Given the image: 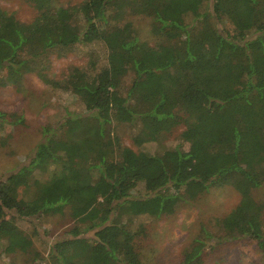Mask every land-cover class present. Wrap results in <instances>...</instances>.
Wrapping results in <instances>:
<instances>
[{
  "label": "trees",
  "instance_id": "16d2710c",
  "mask_svg": "<svg viewBox=\"0 0 264 264\" xmlns=\"http://www.w3.org/2000/svg\"><path fill=\"white\" fill-rule=\"evenodd\" d=\"M27 1L39 11L30 23L0 8V87L36 74L85 110L45 126L30 163L0 180V257L32 251L19 221L68 214L76 226L42 264H144L136 248L143 217L160 219L168 201L229 186L241 201L214 229L203 227L179 264H205L209 250L246 238L264 260V204L252 195L264 180V0H179L190 23L158 18L159 46L131 23L109 29L118 11L146 15L145 0H84L78 35L50 13L55 0ZM93 45L103 47L107 65L98 69L103 56L94 52L91 72L72 67L65 82L50 78L53 56ZM7 116L0 112V125L24 124ZM122 125L137 128L139 151L124 143ZM149 143L163 151L149 152ZM141 185L150 192L142 198L133 194ZM89 233L95 238L82 251L78 238Z\"/></svg>",
  "mask_w": 264,
  "mask_h": 264
},
{
  "label": "rangeland",
  "instance_id": "374dc122",
  "mask_svg": "<svg viewBox=\"0 0 264 264\" xmlns=\"http://www.w3.org/2000/svg\"><path fill=\"white\" fill-rule=\"evenodd\" d=\"M148 12L145 15H132L130 12L118 11L110 19L109 29L123 30L132 24L134 31L142 41L152 46H159V39L153 34V24H159L158 18H173L179 23H190V18L183 19L182 3L179 0H145ZM84 0H55L50 13L58 17L74 34L80 32L76 18L80 5ZM0 8L6 17L13 22L30 23L38 16V10L27 0H0ZM4 20V19H3ZM99 52L103 56L98 62V69L107 65V54L103 47L79 46L63 58L52 57V80L65 82L70 68L79 67L91 72L90 53ZM130 81V79H128ZM130 84V83H128ZM84 106L79 97L70 92L53 88L44 83L36 74L26 76L19 86L0 87V112L21 116L24 124L13 125L11 119L0 125V180L18 172L27 166L34 156L36 148L43 141V128L55 122L66 112H83ZM2 118H0V124ZM118 131L124 143L138 150L136 143H141L138 130L131 125H122ZM184 128L167 137L171 143L177 139ZM151 153L163 151V146L149 143L143 146ZM133 194L145 197L150 192L144 185L138 187ZM252 195L257 203L264 204V180L255 188ZM30 198L29 192L23 194ZM151 199L155 193H151ZM241 196L232 187L212 188L208 193L188 203L177 204L175 200L166 202V214L160 219L143 217L145 234L136 242V248L144 264H179L185 248L199 238L203 227L214 229L216 220L223 219L239 204ZM156 203V202H155ZM19 226L32 238V251L29 254H4L0 264H42L49 261L52 246L68 237V233L76 226L68 215L43 216L32 221L21 220ZM69 238V237H68ZM92 233L78 238L76 245L86 251L94 239ZM205 264H264L262 253L257 242L252 239H240L218 245L208 251Z\"/></svg>",
  "mask_w": 264,
  "mask_h": 264
}]
</instances>
